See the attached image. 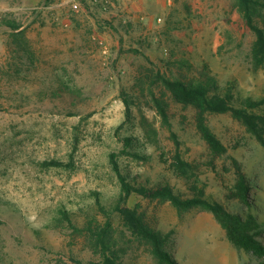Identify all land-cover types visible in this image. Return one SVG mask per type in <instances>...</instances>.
I'll use <instances>...</instances> for the list:
<instances>
[{"label":"rangeland","instance_id":"rangeland-1","mask_svg":"<svg viewBox=\"0 0 264 264\" xmlns=\"http://www.w3.org/2000/svg\"><path fill=\"white\" fill-rule=\"evenodd\" d=\"M4 21L21 28L11 31ZM255 39L237 0H0V264L100 261L84 233L58 222V211L67 209L80 229L96 216L105 222L94 193L107 209L116 205L121 186L109 157L124 148V137L138 153L119 158L129 179L190 197L187 181L170 168L173 133L209 199L257 215L252 234L264 246V146L231 114H212L209 125L229 149L215 157L196 129L195 110L175 103L158 81L159 74L214 79L237 104L262 100ZM64 86L73 93L59 94ZM155 98L169 103L170 126ZM255 112L264 115V104ZM151 128L157 134L147 136ZM231 157L246 174L251 205L237 197ZM53 159L63 165H43ZM128 206L169 235L166 249L178 264H264V255L232 244L208 210L179 212L137 194ZM113 222L120 264H159L118 213Z\"/></svg>","mask_w":264,"mask_h":264},{"label":"trees","instance_id":"trees-1","mask_svg":"<svg viewBox=\"0 0 264 264\" xmlns=\"http://www.w3.org/2000/svg\"><path fill=\"white\" fill-rule=\"evenodd\" d=\"M237 1L245 25L256 36L252 47L253 61L257 66H261L264 64V26H261L260 22L264 23V0ZM3 24L9 27L11 31L21 28V25L15 21H4ZM158 81L165 91L171 95L175 103L191 107L195 110L196 129L215 157L227 155L229 149L209 125V115L212 114H231L234 119L243 124L247 131L264 146V115L255 112L256 109L264 104V99L253 100L252 98H247L243 99L241 104H237L233 92H220V86L214 79H210L206 83H194L186 80L170 79L159 74ZM63 93L72 94L73 91L70 87L64 86L59 90V94ZM154 102L163 123L170 126L169 103L163 98H155ZM126 116L127 118L130 117L129 104ZM156 134L157 131L153 128L146 130L147 136ZM172 136L176 148L172 161L169 163L170 168L178 177L187 181L192 195L190 197H183L176 193L174 188L169 185L153 187L143 184L138 180L129 179V176L123 172L120 166L119 158L128 154L138 155V153L129 151L135 140L132 137H124L122 139L124 148L119 152L110 153L109 157L121 186L116 205L111 209H107L101 200L100 194L98 192L94 193L96 196L94 201L100 212L104 215L105 222L100 223L96 216L88 220L87 225L83 229H80L73 222L71 214L67 209H60L58 211L60 214L58 222L61 225L72 228L76 232L84 233L91 244L93 252L100 257V261L98 262L84 263L79 261L80 264H120L117 249L119 241L115 234L116 229L113 222V215L115 213L120 215L123 225L134 238L150 244L152 254L156 257L159 264H178L166 249L169 235H164L151 228L137 209L128 206L129 199L133 194L149 200L161 199L169 201L179 212L195 207L208 210L214 214L226 231L230 242L238 249L254 251L261 256L264 255L262 242L257 241L252 234V230L258 228L261 224L257 215L249 212L245 217L242 214L230 211L223 203L209 199L206 191L207 186L197 174V166L184 158L177 135L173 133ZM157 142L155 141V143ZM231 158L238 176L237 197L248 205H251L247 195L250 186L246 174L243 171L241 163L237 159ZM43 165L58 167L62 166L63 162L53 159L44 161ZM250 207L251 211H253L252 206Z\"/></svg>","mask_w":264,"mask_h":264}]
</instances>
